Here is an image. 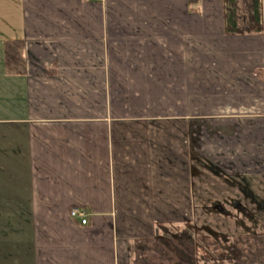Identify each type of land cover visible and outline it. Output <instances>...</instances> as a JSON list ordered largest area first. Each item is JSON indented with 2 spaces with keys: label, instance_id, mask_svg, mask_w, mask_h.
Wrapping results in <instances>:
<instances>
[{
  "label": "crops",
  "instance_id": "0c3cea01",
  "mask_svg": "<svg viewBox=\"0 0 264 264\" xmlns=\"http://www.w3.org/2000/svg\"><path fill=\"white\" fill-rule=\"evenodd\" d=\"M261 2V33L227 35L224 0H0V264H130L157 225L256 199Z\"/></svg>",
  "mask_w": 264,
  "mask_h": 264
},
{
  "label": "trees",
  "instance_id": "16d2710c",
  "mask_svg": "<svg viewBox=\"0 0 264 264\" xmlns=\"http://www.w3.org/2000/svg\"><path fill=\"white\" fill-rule=\"evenodd\" d=\"M236 0H224V32L227 35L259 34L262 32V2L249 0L247 13H239ZM22 45L6 47V66L21 52ZM169 227V226H168ZM157 225L159 234L151 239L133 241L134 264H156L146 255L153 252L169 264H264V235H238L232 238L192 234L193 229L170 232ZM196 235V236H195Z\"/></svg>",
  "mask_w": 264,
  "mask_h": 264
},
{
  "label": "rangeland",
  "instance_id": "374dc122",
  "mask_svg": "<svg viewBox=\"0 0 264 264\" xmlns=\"http://www.w3.org/2000/svg\"><path fill=\"white\" fill-rule=\"evenodd\" d=\"M236 4L240 9L239 13L241 16L247 13L246 11L249 7V0H236ZM213 183H215V181ZM253 188L254 198H256L254 201L246 204L242 200H237L235 207L223 204V207H208V209H204V212L195 209L196 213L193 222L190 221V223H187L186 225H170L168 230L170 232H176L183 229L188 230L187 228H190L194 231L192 234H207L230 238L238 235H264V207H261L264 203L257 202L264 201V182H254ZM229 191V193H232L230 196L237 195V198L239 199H242L246 195V192L240 187H231ZM212 203L213 202H211V204ZM208 205L210 206V204ZM247 212H251V214L246 215L245 213ZM2 245L3 243L0 240V246ZM15 245L18 244L15 243ZM146 255L150 257V260L155 261L156 264H169L166 261L159 260L156 257L157 255L153 252H147ZM17 257L18 253H13V258L16 259ZM132 257L133 252H129L127 258H129L128 261L130 264H134ZM121 261L126 262L125 259H121ZM208 263L213 264L212 261H209Z\"/></svg>",
  "mask_w": 264,
  "mask_h": 264
},
{
  "label": "built area",
  "instance_id": "2783aa9c",
  "mask_svg": "<svg viewBox=\"0 0 264 264\" xmlns=\"http://www.w3.org/2000/svg\"><path fill=\"white\" fill-rule=\"evenodd\" d=\"M70 216L79 218L82 224L86 223V214L82 209H71Z\"/></svg>",
  "mask_w": 264,
  "mask_h": 264
}]
</instances>
